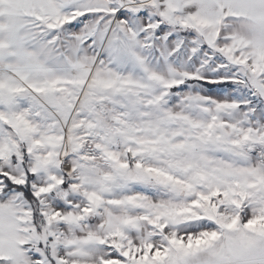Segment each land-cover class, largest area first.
I'll list each match as a JSON object with an SVG mask.
<instances>
[{"label": "snow or ice", "instance_id": "6c2138e0", "mask_svg": "<svg viewBox=\"0 0 264 264\" xmlns=\"http://www.w3.org/2000/svg\"><path fill=\"white\" fill-rule=\"evenodd\" d=\"M0 264H264V0H0Z\"/></svg>", "mask_w": 264, "mask_h": 264}]
</instances>
